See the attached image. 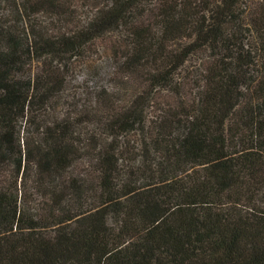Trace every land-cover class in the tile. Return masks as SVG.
Instances as JSON below:
<instances>
[{
	"label": "trees",
	"instance_id": "obj_1",
	"mask_svg": "<svg viewBox=\"0 0 264 264\" xmlns=\"http://www.w3.org/2000/svg\"><path fill=\"white\" fill-rule=\"evenodd\" d=\"M142 1L53 34L25 14L58 0H0V264H264V0H159L163 32L132 27L122 102L101 87L99 108L74 109L94 111V145L69 115L43 117L64 66L131 30Z\"/></svg>",
	"mask_w": 264,
	"mask_h": 264
},
{
	"label": "rangeland",
	"instance_id": "obj_2",
	"mask_svg": "<svg viewBox=\"0 0 264 264\" xmlns=\"http://www.w3.org/2000/svg\"><path fill=\"white\" fill-rule=\"evenodd\" d=\"M58 1L62 3L61 6L40 7L36 11H31L30 14H25V16L29 17V20L35 23L38 29L59 34L85 24L98 8L110 3V0ZM158 1L143 0L141 7L134 13L130 12L127 17L130 20L128 23L131 30L127 25L121 24L118 27L104 31L86 46L82 58H75L71 64L64 66V88L57 95L50 98L43 111L44 118L60 119L69 115L71 120L76 122V128L80 131L81 136L87 138V146L88 144L90 146L94 145L96 137L90 129L93 127L92 123L95 120L94 111L82 118V116L75 115L74 109L80 108L92 111L94 108H99L101 104L96 101V97L97 89L101 87H106V91L113 93L114 105L122 102L118 98L123 96L139 80L138 75L134 76L123 66L126 51L131 48L129 39L132 36V27L136 24L138 26H150L157 35L159 31L163 32L162 23H160L161 9ZM2 5V12L5 14V1ZM187 35L188 32L177 31L172 34L171 38L166 39V43L177 46L188 40ZM202 52L196 49L179 69V74L191 77L196 72L198 56ZM35 70L36 66L34 68L30 66L31 72ZM17 123H19L17 124L19 135L31 137V132L35 129L32 122L29 123L28 119L23 118ZM90 133L94 136H90ZM82 169L89 172V175L91 174L89 163L84 165ZM8 170V163H2L0 180L4 178Z\"/></svg>",
	"mask_w": 264,
	"mask_h": 264
}]
</instances>
